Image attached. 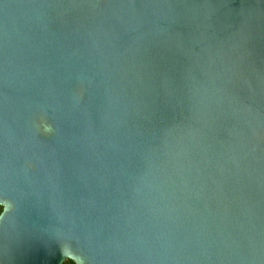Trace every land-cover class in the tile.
Here are the masks:
<instances>
[{"label": "water", "instance_id": "obj_1", "mask_svg": "<svg viewBox=\"0 0 264 264\" xmlns=\"http://www.w3.org/2000/svg\"><path fill=\"white\" fill-rule=\"evenodd\" d=\"M0 264H264V0H0Z\"/></svg>", "mask_w": 264, "mask_h": 264}, {"label": "trees", "instance_id": "obj_2", "mask_svg": "<svg viewBox=\"0 0 264 264\" xmlns=\"http://www.w3.org/2000/svg\"><path fill=\"white\" fill-rule=\"evenodd\" d=\"M1 209V208H0ZM63 264H74L72 261H70V260H66V261H64V263Z\"/></svg>", "mask_w": 264, "mask_h": 264}, {"label": "flooded vegetation", "instance_id": "obj_3", "mask_svg": "<svg viewBox=\"0 0 264 264\" xmlns=\"http://www.w3.org/2000/svg\"><path fill=\"white\" fill-rule=\"evenodd\" d=\"M0 208H1V207H0ZM0 211H1V209H0ZM63 263H64V262H63ZM63 263H62V264H63Z\"/></svg>", "mask_w": 264, "mask_h": 264}]
</instances>
